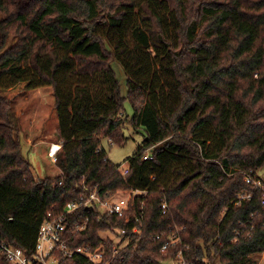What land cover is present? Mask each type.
<instances>
[{
  "label": "trees",
  "instance_id": "1",
  "mask_svg": "<svg viewBox=\"0 0 264 264\" xmlns=\"http://www.w3.org/2000/svg\"><path fill=\"white\" fill-rule=\"evenodd\" d=\"M20 82L51 87L61 172L34 177L12 102L0 94V241L31 255L49 211L95 187L137 188L147 194L122 216L78 211L90 222L71 244H97L114 226L127 239L114 264H159L178 249L194 264H257L264 203L245 176L264 184V0H0V90ZM125 120L145 134L122 175L102 141L123 144ZM173 234L177 243L161 252ZM0 264H11L1 252Z\"/></svg>",
  "mask_w": 264,
  "mask_h": 264
},
{
  "label": "built area",
  "instance_id": "2",
  "mask_svg": "<svg viewBox=\"0 0 264 264\" xmlns=\"http://www.w3.org/2000/svg\"><path fill=\"white\" fill-rule=\"evenodd\" d=\"M153 146L146 149L143 159L149 160L152 158L150 150ZM61 148L59 142H50L48 148V156L56 162V155ZM117 170L122 175L127 174L128 167H117ZM245 180H251L262 190V203H264V184L260 179L253 178L251 175H246ZM148 189H127L118 191L113 195L108 193H100L97 187L91 190L82 191L75 199L69 201L61 212L55 213L49 211L46 218L38 227L34 250L31 255L26 254L22 248L13 246L9 243L0 241V252L5 255L6 259L11 264H65L66 260H73L78 256L86 257L92 264H114L116 253L124 239L125 230L111 226L106 230L99 232L100 240L97 244L92 242L85 243L79 246H73L71 239L74 234L85 230L90 222V217L76 218L75 214L84 210L97 214V220L102 219L105 214H115L118 216L124 215L125 207L128 201L137 195L145 196ZM123 194V199H118V195ZM250 194H241V198H249ZM162 211L167 209V203L164 199L162 202ZM144 200H140L138 211L135 214V226L133 232L140 229L143 220ZM252 227V226H251ZM109 232L111 236H102V233ZM160 235H156L158 238ZM113 241L112 248L108 250L105 240ZM125 243V244H126ZM177 239L173 235L169 236L160 247L161 252H166L169 246L175 245ZM186 249L189 247L186 245ZM172 259V264H194L191 260L184 257L183 249H178Z\"/></svg>",
  "mask_w": 264,
  "mask_h": 264
},
{
  "label": "rangeland",
  "instance_id": "3",
  "mask_svg": "<svg viewBox=\"0 0 264 264\" xmlns=\"http://www.w3.org/2000/svg\"><path fill=\"white\" fill-rule=\"evenodd\" d=\"M112 68L120 83V92L125 95V75L118 63L113 62ZM0 94L7 96L12 102L13 112L19 125L18 140L23 154L31 163L34 177L38 179L59 174L60 167L48 156L50 142H57L55 141L57 118L53 108L54 97L51 87L25 89L24 84L20 82L9 89L0 90ZM123 108L129 119L133 109L127 100L124 101ZM122 132L126 136L123 144H109L107 139H103L102 145L111 163L125 167L129 165L128 158L143 142L145 133L142 127L133 129L127 120L124 121ZM258 174L264 178V168L260 169ZM123 196V194L118 195V199H123ZM102 236L113 237L109 232L102 233ZM125 243L126 241L121 242V244ZM257 260V264L264 263V252L257 255ZM159 264H172V259H163Z\"/></svg>",
  "mask_w": 264,
  "mask_h": 264
}]
</instances>
